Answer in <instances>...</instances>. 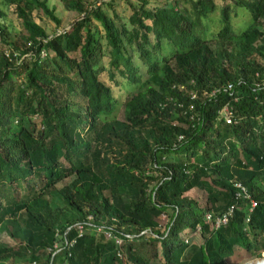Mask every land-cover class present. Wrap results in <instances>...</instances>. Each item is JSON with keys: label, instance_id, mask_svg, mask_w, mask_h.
I'll return each instance as SVG.
<instances>
[{"label": "trees", "instance_id": "1", "mask_svg": "<svg viewBox=\"0 0 264 264\" xmlns=\"http://www.w3.org/2000/svg\"><path fill=\"white\" fill-rule=\"evenodd\" d=\"M60 2L80 17L49 37L33 13L39 9L59 25L47 0H0V45L11 52L0 54V225L23 223L15 248L0 246V264H227L262 257L264 87L257 83L264 78V0H223L215 21V0H188L189 8L180 0H125L131 14L121 24L102 1ZM6 7L27 32L21 42L10 39ZM237 8L250 15L240 31L232 24ZM104 74L135 88L123 102V119L109 118L116 98ZM227 82L232 95L222 88L210 95ZM227 103L236 122L218 118ZM66 179L56 206L48 193ZM234 182L250 198H237ZM196 190L204 204L191 195ZM231 204L233 215L214 230L206 213L215 217ZM79 222L133 238L118 257L103 233L86 226L78 236ZM198 226L201 242H185ZM54 243L61 249L53 255Z\"/></svg>", "mask_w": 264, "mask_h": 264}, {"label": "rangeland", "instance_id": "2", "mask_svg": "<svg viewBox=\"0 0 264 264\" xmlns=\"http://www.w3.org/2000/svg\"><path fill=\"white\" fill-rule=\"evenodd\" d=\"M49 5L51 7H54L55 9V15L57 18L60 19V24L57 25L55 22H53L50 18H48L46 15L42 13L39 9H34L33 13L36 15V19L38 20L39 24L42 25L49 35L61 31L65 28H68L71 23H73L77 18L80 17V14L75 11H68L64 9L62 6L60 0H47ZM90 2L95 1H102V6L107 10L108 14L112 16L115 21L119 24L123 22H127L129 15L131 14V9L128 4H126L125 0H89ZM151 6H161L165 3L170 2V0H148ZM217 4V10L213 12L214 14L211 15V20L215 21L219 18L220 8L223 4V0H215ZM107 2H111L112 5L108 6ZM99 4V3H97ZM180 4L186 8H189V2L188 0H180ZM11 8L6 7V16L5 21H3L6 24L7 29L10 32V39L15 40L16 42H21V39L19 36L26 35L27 32L25 29L21 26L20 21L17 19L16 15L10 10ZM113 11H116L118 18H115L113 16ZM237 15H232V24L234 28L237 31L242 30L249 22H250V15L249 13L243 9V8H237L236 9ZM103 45L105 48H107V44L105 39H103ZM1 47V45H0ZM164 51H169V46L164 45ZM108 61V54L104 56V63L107 65ZM136 62H139V59H136ZM142 70H144V66H142ZM102 79L112 85L113 94L116 98V108L114 113L109 118H118L123 119V102L128 98L129 95L133 94L135 92V88L131 85L127 84L124 81H121L120 84H113V82H110L107 75H102ZM117 79L120 80V77L117 76ZM36 122V127L38 128L39 120L33 119ZM69 182V179H66L60 183H58L51 191L48 193L49 201L54 203L56 206H62L61 197L58 195V188L63 186ZM191 195L193 197H196L198 201H200L201 204H204L205 202V196L203 191L196 190L191 191ZM166 217L164 215H161L157 218V221L160 226H164L166 223ZM23 223L22 221L18 220L17 222L14 221H5L2 225H0V246H13L15 248L16 244L18 243L20 236H19V230H21ZM13 232V235L12 233ZM96 236H99L101 234L100 232H95ZM104 235V234H103ZM189 239V242L199 244L201 242V238L199 233H193L190 236L187 237ZM56 243V242H55ZM53 244L52 247L56 244ZM58 245V244H57ZM52 247H49L50 249ZM52 248V249H53ZM238 252L235 251V254ZM241 255V254H238ZM237 255V256H238ZM2 264H23V261L21 260H8L5 263ZM227 264H264V253L262 254V257H245V258H231L227 260Z\"/></svg>", "mask_w": 264, "mask_h": 264}, {"label": "built area", "instance_id": "3", "mask_svg": "<svg viewBox=\"0 0 264 264\" xmlns=\"http://www.w3.org/2000/svg\"><path fill=\"white\" fill-rule=\"evenodd\" d=\"M68 28H65V29H63L61 31H57V32H55L53 34L63 33ZM53 34L49 35V37H51ZM0 54L4 55L5 57H10L11 52L6 47H0ZM15 55H17V54H15ZM45 55H46L45 52H41V56L42 57L45 56ZM260 80L261 81L259 83H257V84H261L264 87V78H262ZM221 88L225 92L228 91L229 94L232 95L234 86H233V83L227 82L225 85H223L221 87H216V88L212 89L210 91V95H214ZM233 98L236 99V97H233ZM218 118L219 119H224V121L226 123L236 122V120H234V117H233L231 106L228 103L225 104L223 106V108L220 110ZM181 138H182V136H179L178 140H180ZM234 186L238 189V192L236 193V197L237 198L240 197V196H243L245 198H250L246 187L243 186L240 182H234ZM251 205L252 206L255 205L254 201H252V200H251ZM235 208H236V204H231L230 206L227 207V209H225L223 212H221L220 214L216 215L215 217L212 216L210 213H206L205 220L207 222H211L212 223V227H213L214 230L218 229L221 226H224V225L227 224L228 220L233 215V212H234ZM87 218L91 219L92 217L89 216ZM86 226L91 227V229H93L97 233H99V232L103 233L106 238L112 239L114 241V243L117 245V248H118L117 256L118 257H121V250H119V249L123 245L125 239L131 240L133 238V236L131 234H129V233H123V234L120 233L119 235L115 234L113 232L112 226H104V225H98V224L95 225V224L90 223V222H79V223L74 224V227L78 231V236H81L85 232ZM199 231H200V227L198 226L196 228V230H195V233H199ZM142 233H144V231L141 232V234ZM74 242H75V240H72L71 242H68V241L65 240V246H71ZM185 242H189V239L185 238ZM60 249H61L60 246L56 244L54 246V248H53V250H54L53 255L57 251H59ZM62 264H66V263L63 262Z\"/></svg>", "mask_w": 264, "mask_h": 264}, {"label": "crops", "instance_id": "4", "mask_svg": "<svg viewBox=\"0 0 264 264\" xmlns=\"http://www.w3.org/2000/svg\"><path fill=\"white\" fill-rule=\"evenodd\" d=\"M264 253V252H263Z\"/></svg>", "mask_w": 264, "mask_h": 264}]
</instances>
